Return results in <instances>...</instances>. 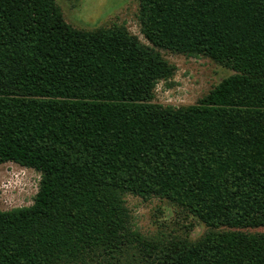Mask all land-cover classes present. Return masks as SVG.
Returning a JSON list of instances; mask_svg holds the SVG:
<instances>
[{
  "label": "trees",
  "instance_id": "obj_1",
  "mask_svg": "<svg viewBox=\"0 0 264 264\" xmlns=\"http://www.w3.org/2000/svg\"><path fill=\"white\" fill-rule=\"evenodd\" d=\"M140 31L66 22L56 0H0V164L40 173L0 210V264H264V0H138ZM160 50L232 70L194 104L153 102ZM204 223L145 235L124 195Z\"/></svg>",
  "mask_w": 264,
  "mask_h": 264
},
{
  "label": "rangeland",
  "instance_id": "obj_2",
  "mask_svg": "<svg viewBox=\"0 0 264 264\" xmlns=\"http://www.w3.org/2000/svg\"><path fill=\"white\" fill-rule=\"evenodd\" d=\"M64 19L76 28L92 30L98 27L123 25L139 40L148 44L140 31L138 0H56ZM175 70L167 80L158 82L153 102L162 105L186 106L194 104L222 78L232 74L207 57H188L160 50ZM40 173L14 162L0 164V210L28 206L38 190ZM131 224L145 235L168 234L195 240L207 227L196 217L171 202L151 197L142 199L124 195ZM247 232L264 231V227L243 229Z\"/></svg>",
  "mask_w": 264,
  "mask_h": 264
}]
</instances>
